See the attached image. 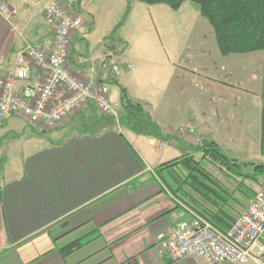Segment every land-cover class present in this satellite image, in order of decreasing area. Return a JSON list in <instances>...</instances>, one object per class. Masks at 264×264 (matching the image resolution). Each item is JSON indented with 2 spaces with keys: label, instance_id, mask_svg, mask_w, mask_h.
<instances>
[{
  "label": "crops",
  "instance_id": "crops-1",
  "mask_svg": "<svg viewBox=\"0 0 264 264\" xmlns=\"http://www.w3.org/2000/svg\"><path fill=\"white\" fill-rule=\"evenodd\" d=\"M9 1L18 15L10 23L0 13V59H14L27 44H50L54 27L45 19L44 1ZM166 5L147 8L153 11L147 16L160 31L168 58L158 76L152 72L144 77L140 69L128 76L131 44L122 34L124 22L114 35L122 45L105 36L97 51L91 41L96 17L86 0L82 9L91 15L90 31L74 37L71 58L78 70L79 55L112 54L122 68L110 83V90L112 85L118 89L117 111L124 113L123 87L159 125L163 138L138 134L94 105L53 130L17 116L0 125V264H208L202 257L175 260L157 251V242L190 218L194 208L171 191L155 168L204 140L216 141L227 156L249 164L248 171L251 164L264 163V51L223 55L214 27L197 11L201 56L190 61L193 69L187 71L174 60L183 5L176 10ZM134 10L135 5L127 21ZM190 72L198 80L193 82ZM181 127L194 132L180 134ZM218 179L225 182L229 175ZM250 202L237 192L236 201L225 206L229 215L219 221L220 227L228 230ZM72 243L78 247L65 253Z\"/></svg>",
  "mask_w": 264,
  "mask_h": 264
},
{
  "label": "built area",
  "instance_id": "built-area-1",
  "mask_svg": "<svg viewBox=\"0 0 264 264\" xmlns=\"http://www.w3.org/2000/svg\"><path fill=\"white\" fill-rule=\"evenodd\" d=\"M41 1L45 19L54 27L53 38L50 44H27L14 59H0V125L17 116L51 130L89 105L118 119L110 83L120 77L121 65L112 54L98 58L79 55L75 58L79 69H75L71 63L74 37H86L90 24L69 0ZM0 13L13 23L18 9L9 0H0ZM177 131L194 132L183 127ZM189 212L190 218L157 242L160 254L175 260L198 256L208 264H264V185L228 230L194 209Z\"/></svg>",
  "mask_w": 264,
  "mask_h": 264
},
{
  "label": "trees",
  "instance_id": "trees-1",
  "mask_svg": "<svg viewBox=\"0 0 264 264\" xmlns=\"http://www.w3.org/2000/svg\"><path fill=\"white\" fill-rule=\"evenodd\" d=\"M150 5L165 3L173 9H179L188 0H138ZM199 5L200 13L206 17L215 29L221 53H248L264 51V0H189ZM76 6V5H75ZM78 11L82 12L80 1ZM131 10L128 4L123 20L115 27L113 37L119 30ZM114 81L113 83H115ZM123 115L121 124L138 134L163 138L164 135L150 114L141 104L133 102L127 90L121 88ZM264 100V67H263ZM261 152L264 155V108L262 111ZM200 154L198 157L197 155ZM218 165L222 174L229 175L225 182L212 174L207 165ZM249 164H241L227 156L214 140H204L181 157L167 161L155 168V172L187 205L219 227V221L229 215L226 205L236 201L237 192L249 202L257 191L248 182L258 183L264 178V164H251L253 171H247ZM233 186V190L226 185ZM78 243L64 248L71 252Z\"/></svg>",
  "mask_w": 264,
  "mask_h": 264
},
{
  "label": "rangeland",
  "instance_id": "rangeland-1",
  "mask_svg": "<svg viewBox=\"0 0 264 264\" xmlns=\"http://www.w3.org/2000/svg\"><path fill=\"white\" fill-rule=\"evenodd\" d=\"M78 1H80V6L82 9L83 0H69L73 6V9L82 15L85 21H89L91 17L89 13L83 12V9L81 10L82 12L78 11ZM129 3L132 7L135 5V10L132 14V17L128 21L126 17L124 20L125 25L121 29L124 38H126L131 44L128 54V64L130 63L131 65L127 69V74L128 76H132L136 70L140 69L144 77L150 76L152 72H155L156 76H158L162 72L163 64L168 58L164 53V41L162 37H160V31H157V26L155 23H153L151 17L148 18L147 16V14L151 15V13H153L152 10H147V8L150 6L147 5V3H143L138 0H86L87 8L91 10L96 17V25L94 28L95 32L91 36L92 45L95 46L97 51H99L101 47L104 46L105 42L99 41L103 40L105 36L112 35L115 27L123 20ZM197 11L200 12L199 5L196 2L188 0L183 4L182 10L180 13H178L177 17V23L179 24L176 23V27L180 29L177 30L178 33L180 32V35L177 37V56L174 60H176L177 63H180L182 67H185L187 71H191V69H193L191 62L198 61L201 56V46L195 34V30H197L195 17L197 16ZM204 18L209 24H211L206 17ZM118 32L119 31L116 33ZM114 37L115 36L110 37V41L113 40L112 42L116 43V45L120 47L122 44L116 41V38L114 39ZM170 59L173 60L172 58ZM196 75L198 76V74ZM197 76H195L194 73H189V77L191 80H193V82H195V79L198 80ZM117 91V87L112 85L110 96L111 101L116 108L119 106V101L115 96ZM251 99L253 100L251 101L253 108L256 106L255 108L258 110L257 108L259 103L257 102V99H255V97H252ZM122 115L123 114L120 115L118 112L117 120L119 122H121ZM207 169L218 178H220L223 173L222 170H220V167L215 164H208ZM248 183L253 189L258 191L264 185V178L258 183Z\"/></svg>",
  "mask_w": 264,
  "mask_h": 264
}]
</instances>
